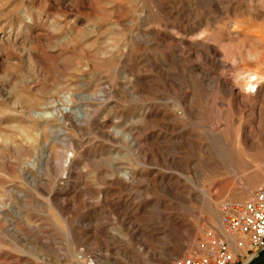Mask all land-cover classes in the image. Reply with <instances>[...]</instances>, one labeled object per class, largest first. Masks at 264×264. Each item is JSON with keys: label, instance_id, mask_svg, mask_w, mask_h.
Here are the masks:
<instances>
[{"label": "rangeland", "instance_id": "1", "mask_svg": "<svg viewBox=\"0 0 264 264\" xmlns=\"http://www.w3.org/2000/svg\"><path fill=\"white\" fill-rule=\"evenodd\" d=\"M250 71L264 0H0V264L205 254L264 184Z\"/></svg>", "mask_w": 264, "mask_h": 264}, {"label": "built area", "instance_id": "2", "mask_svg": "<svg viewBox=\"0 0 264 264\" xmlns=\"http://www.w3.org/2000/svg\"><path fill=\"white\" fill-rule=\"evenodd\" d=\"M222 211V224L226 232L236 238L237 249H264V184L248 200L224 203ZM237 257L229 240L219 238L207 243L205 254L193 253L174 264H237Z\"/></svg>", "mask_w": 264, "mask_h": 264}, {"label": "bare ground", "instance_id": "3", "mask_svg": "<svg viewBox=\"0 0 264 264\" xmlns=\"http://www.w3.org/2000/svg\"><path fill=\"white\" fill-rule=\"evenodd\" d=\"M248 73H249V75H248V82H247L248 88L247 89H249L251 91H254L255 89H258L259 88V86L261 84V81L264 79V75L262 74L261 71H250ZM64 100L67 102V106L58 107V105H59L58 103H56L54 101H51L48 104L49 105L48 107L51 108V110L50 111H43V112H41V115L42 116H46V117L65 118L66 117V114H74L77 111V109H72V102L70 100H68V96H65L64 97ZM73 107H75V106H73ZM76 114H77V117L78 118H83L84 119V117H85V114L81 110L77 111ZM126 178L127 179H130L131 177H129V175H127ZM211 210H213V209L211 208ZM214 212H216L215 209H214ZM217 230L219 232H221V234L223 236H225V238H227L228 236H230L226 232L223 224L220 225L217 228Z\"/></svg>", "mask_w": 264, "mask_h": 264}, {"label": "crops", "instance_id": "4", "mask_svg": "<svg viewBox=\"0 0 264 264\" xmlns=\"http://www.w3.org/2000/svg\"><path fill=\"white\" fill-rule=\"evenodd\" d=\"M244 257L247 256L246 260L243 264H264V249L257 250L254 255L249 256V251L243 255Z\"/></svg>", "mask_w": 264, "mask_h": 264}]
</instances>
